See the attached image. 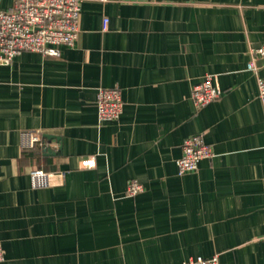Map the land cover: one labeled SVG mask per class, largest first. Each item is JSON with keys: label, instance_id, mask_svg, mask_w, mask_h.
<instances>
[{"label": "crops", "instance_id": "crops-1", "mask_svg": "<svg viewBox=\"0 0 264 264\" xmlns=\"http://www.w3.org/2000/svg\"><path fill=\"white\" fill-rule=\"evenodd\" d=\"M262 44L264 0H83L73 45L0 63V264H264ZM207 76L220 94L197 108ZM110 86L122 111L100 120ZM24 131L43 143L23 148ZM200 133L213 156L179 174Z\"/></svg>", "mask_w": 264, "mask_h": 264}, {"label": "built area", "instance_id": "built-area-1", "mask_svg": "<svg viewBox=\"0 0 264 264\" xmlns=\"http://www.w3.org/2000/svg\"><path fill=\"white\" fill-rule=\"evenodd\" d=\"M83 0H14L12 7L0 9V63H9L15 55L24 51L39 52L42 55H59V45H73L79 33V17ZM108 18H103V29ZM252 57L264 56V44L250 49ZM259 98L264 101V79L258 78ZM220 89L210 76L195 83L191 89V101L195 107H201L216 99ZM98 118L100 120L117 119L122 111L121 91L117 86L100 87L96 94ZM21 146L32 148L42 144L43 139L32 132L24 131ZM213 150L205 142L203 135L193 134L185 137L181 143V155L176 159L179 174L196 169L203 158H211ZM84 166L94 164L93 159L83 160ZM63 175V173H60ZM54 173L35 168L29 171L33 187H47L52 184ZM143 190L136 180L130 181L126 194L133 196ZM4 258L0 243V261ZM175 264H219L216 255L189 257Z\"/></svg>", "mask_w": 264, "mask_h": 264}, {"label": "water", "instance_id": "water-1", "mask_svg": "<svg viewBox=\"0 0 264 264\" xmlns=\"http://www.w3.org/2000/svg\"><path fill=\"white\" fill-rule=\"evenodd\" d=\"M45 137L48 138V139L53 138L52 135H45ZM56 138H57V137H56ZM47 152H48L47 154H50V150H47Z\"/></svg>", "mask_w": 264, "mask_h": 264}]
</instances>
